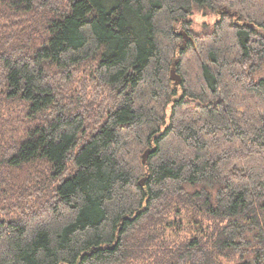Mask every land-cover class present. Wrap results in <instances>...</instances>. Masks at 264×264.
<instances>
[{"label": "trees", "instance_id": "16d2710c", "mask_svg": "<svg viewBox=\"0 0 264 264\" xmlns=\"http://www.w3.org/2000/svg\"><path fill=\"white\" fill-rule=\"evenodd\" d=\"M234 261L264 264V0H0V264Z\"/></svg>", "mask_w": 264, "mask_h": 264}, {"label": "rangeland", "instance_id": "374dc122", "mask_svg": "<svg viewBox=\"0 0 264 264\" xmlns=\"http://www.w3.org/2000/svg\"><path fill=\"white\" fill-rule=\"evenodd\" d=\"M223 8V7H220L218 9V12H220V9ZM218 18L217 15L215 14H212V15H208V16H204L202 13H199L197 15H195L193 17L194 19V28L197 30V31H200L204 25V23H213L216 19ZM180 32H185V31H180ZM189 41H186L184 38H183V41H182V47H185L187 46ZM230 264H236V262H231Z\"/></svg>", "mask_w": 264, "mask_h": 264}, {"label": "water", "instance_id": "95a60500", "mask_svg": "<svg viewBox=\"0 0 264 264\" xmlns=\"http://www.w3.org/2000/svg\"><path fill=\"white\" fill-rule=\"evenodd\" d=\"M222 12H226V13H231L230 9H228L227 7H223L220 9V13ZM180 35L186 40L189 41L190 37L186 32H180ZM184 48V47H182ZM171 78L174 81L175 85H180L181 84V77L179 75H177L176 73V69L175 66L173 67L172 71H171ZM153 152V150H147L144 155H143V161L146 162L148 159V156Z\"/></svg>", "mask_w": 264, "mask_h": 264}]
</instances>
